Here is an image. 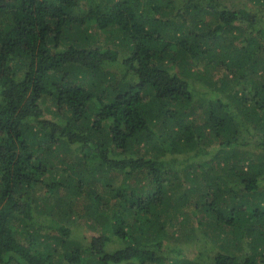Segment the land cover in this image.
Returning a JSON list of instances; mask_svg holds the SVG:
<instances>
[{
    "label": "trees",
    "instance_id": "1",
    "mask_svg": "<svg viewBox=\"0 0 264 264\" xmlns=\"http://www.w3.org/2000/svg\"><path fill=\"white\" fill-rule=\"evenodd\" d=\"M230 1L0 0V264H264V0Z\"/></svg>",
    "mask_w": 264,
    "mask_h": 264
},
{
    "label": "rangeland",
    "instance_id": "2",
    "mask_svg": "<svg viewBox=\"0 0 264 264\" xmlns=\"http://www.w3.org/2000/svg\"><path fill=\"white\" fill-rule=\"evenodd\" d=\"M248 2H247V0H234L233 2H227V3H224V4H226V7L227 8H230V9H233V10H235V9H237L239 6L240 7H244V5H246ZM255 8H249V11H252V10H254ZM255 11V10H254ZM208 20V19H207ZM48 105H52V103L51 102H48ZM52 109H54L53 107H51ZM49 118H51V116L50 115H47ZM84 230L85 229H82V232H84ZM170 244V246H172V247H174L175 246V244L174 243H169Z\"/></svg>",
    "mask_w": 264,
    "mask_h": 264
}]
</instances>
